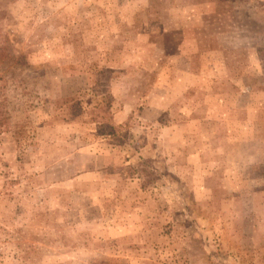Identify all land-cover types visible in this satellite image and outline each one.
Instances as JSON below:
<instances>
[{"label":"rangeland","instance_id":"rangeland-1","mask_svg":"<svg viewBox=\"0 0 264 264\" xmlns=\"http://www.w3.org/2000/svg\"><path fill=\"white\" fill-rule=\"evenodd\" d=\"M0 264H264V0H0Z\"/></svg>","mask_w":264,"mask_h":264}]
</instances>
